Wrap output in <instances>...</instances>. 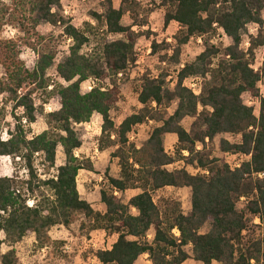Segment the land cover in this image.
I'll list each match as a JSON object with an SVG mask.
<instances>
[{"label": "trees", "instance_id": "obj_1", "mask_svg": "<svg viewBox=\"0 0 264 264\" xmlns=\"http://www.w3.org/2000/svg\"><path fill=\"white\" fill-rule=\"evenodd\" d=\"M63 1L0 0V122L6 116L13 121L7 138L0 136V159L8 158L13 168L10 177L0 175V264H19L14 247L31 235L36 250H45L55 259L64 256V243L52 241L48 234L55 227L71 233L75 225L81 237L96 231L117 236L110 250L94 253L98 264H135L145 255L150 264H183L187 260L264 264V99L258 88L264 79V64L255 72L252 59L239 49L241 33L248 26L258 27L261 34L264 0H159L164 28L172 23L179 27L173 40L176 64L183 46L216 29L231 45L220 52L204 40L203 51L180 68L172 89L166 88L163 76H145L138 95L142 109L119 126L110 113L120 99L119 77L136 63L135 44L140 34L132 28L146 24L139 21L140 4L120 0L114 8L112 0H102L101 14H92L96 25L86 24L81 30L65 26L56 12ZM125 16L131 19L128 27L121 24ZM41 24L63 25L64 36L72 43L66 58L56 66L57 82L47 76L54 53L43 48L38 31ZM7 27L18 36L4 38ZM118 36L122 39H110ZM263 43L251 40L249 55ZM87 46L89 52L83 53ZM24 49L38 52L31 69L21 60ZM157 49L153 42L152 53ZM190 77L201 80L199 95L183 84ZM86 81L94 86L82 94L81 85ZM246 93L258 101V117L244 105L241 97ZM39 95L42 105L36 107L34 98ZM55 97L58 110L45 113L43 106ZM94 114L102 119L98 147L101 152L112 150L120 170L119 178H106L99 192L103 214L94 211L77 190L79 173L92 172L93 167L89 160L75 157L82 146L75 126L88 123ZM37 115L43 118L45 130L31 136ZM186 119L191 120L189 130L182 126ZM149 120L157 126L146 142L139 148L130 144L128 134ZM166 135L177 139L174 158L164 150ZM220 135L239 137L237 143L221 140V153L248 160L231 169L210 158L207 145ZM58 148L64 161L56 167ZM175 163L183 165L169 170ZM189 167L208 175L191 174ZM164 188L190 189V212L183 214L176 206L162 212L152 195ZM128 190L140 193L124 204L115 193ZM242 199L246 204L239 211L237 204ZM248 217L259 220L263 237L243 251L238 245L248 229ZM206 225L209 230L202 233Z\"/></svg>", "mask_w": 264, "mask_h": 264}, {"label": "rangeland", "instance_id": "obj_2", "mask_svg": "<svg viewBox=\"0 0 264 264\" xmlns=\"http://www.w3.org/2000/svg\"><path fill=\"white\" fill-rule=\"evenodd\" d=\"M114 8H118L120 0H112ZM140 4L139 21H145L146 24L142 28L133 27L132 30L137 34H140L135 44V57L136 63L129 67L126 75L119 77L118 86L120 90V99L114 109L110 113V117L113 120L115 126H119L121 122L133 115L137 114L142 106L138 103V95L140 92V86L145 76L151 78L164 77L165 86L168 89H172L176 83L178 71L185 64L192 62L202 51L204 40L208 41V44L214 47L216 50L222 52L224 49L231 45V41L223 34L220 29H216L215 32L204 38L191 39L185 46L180 49L179 63L174 62V37L179 31L177 24L172 23L164 28L163 18L164 10L159 7V0H138ZM102 0H65L62 2L61 10L56 11L61 14L65 21V26H73L77 29H83L86 24L95 26L96 23L93 20L92 14H101L100 6ZM264 20V12L262 15ZM122 26L128 27L131 25V19L129 16H125L121 21ZM65 27L58 25L56 27H49L47 24H41L38 31L44 40V49L54 53L53 66L47 71V76L54 82L59 81L56 77V66L61 63L68 55V49L72 45L71 41L64 36ZM258 27L248 26L241 33V43L239 49L246 54V57L252 59V69L258 72L264 64V43L263 46H259L253 49L252 57L249 55V48L251 40L264 42V25L261 30V34L258 35ZM18 36V33L13 28H5L3 37L7 39H14ZM110 39L121 40L122 37H111ZM153 42L158 47L155 54L152 53L151 46ZM90 45H94V41H91ZM89 45V46H90ZM84 47L83 53L89 52L90 47ZM42 48L38 49V52ZM38 52H33L30 49H24L21 54V60L24 62L27 69L33 68L37 58ZM162 59L164 61L162 62ZM2 78V70L0 69V79ZM188 89H190L194 95H199L201 80L196 77L187 78L183 83ZM92 81H86L81 85V93L85 94L89 92L93 87ZM91 88V89H90ZM259 95L264 99V79L258 84ZM42 97L36 96L34 98V104L36 107L42 105ZM244 105L253 109V114L258 117L259 103L253 99L248 93L241 97ZM44 112L50 113L58 110V98H52L49 103L44 105ZM174 109V105L167 109V114H170ZM9 112L10 109H6ZM199 110H201L199 108ZM21 115V111L17 112ZM91 121V119H90ZM90 121L87 123L89 124ZM191 120L186 119L182 122V126L185 130H189ZM157 124L154 121H146L142 125L135 127L131 133L128 134V142L140 147L148 137L150 136L154 127ZM13 121L10 116H6L5 119L0 122V136L2 139H6V132L12 130ZM100 124L94 119L92 124L86 126V124H80L75 126V131L79 136L82 147L78 158H92L93 161V173L85 174L80 173L77 178V190L81 197L86 202L92 205L96 212L103 213V207L100 201V190L106 185V178H119V167L117 159L111 157L112 150H105L106 158L102 161H96L93 157L95 147H98V138L101 134L99 131ZM45 130L44 120L41 116L36 117V122L31 126V136L40 134ZM221 140L228 141L230 143L239 142V137L230 135H220L215 138L212 144L207 145V152L210 154V158L219 161V164H226L229 168L234 169L242 162L248 160V158L239 155H229L220 152L219 143ZM163 146L165 152L172 158L175 157L177 151V139L173 135H166L163 138ZM98 152H101L99 147ZM198 151L202 149V146L196 147ZM186 156V154H184ZM64 156L61 148H58L56 153V167L63 164ZM183 164L175 163L168 167L169 170L173 168H179ZM191 174L208 175L205 171L194 169L189 167L187 169ZM13 174V168L11 161L8 158L0 159V175L2 177H10ZM99 178L102 180L99 182ZM137 191H128L125 194L118 195L122 203H126L130 196ZM154 203L158 208L164 212L166 209L176 206L183 213L187 214L191 210V191L190 189H173L165 188L155 192L152 195ZM246 200L242 199L237 204L239 211L244 210ZM248 229L242 234V240L238 245L240 250H246L250 248L253 242L262 239V228L259 220L255 217H248ZM71 233L62 227H55L52 230L54 232V241H60L64 243L63 254L60 258H52L47 256L46 251L36 250V243L34 237L31 235L25 238L21 243L14 247L19 264H97L93 257L94 253L99 250H109L111 246L117 240V236L108 232H93L90 236L81 237L77 232V226H73ZM209 230V226H205L202 233ZM71 234V235H70ZM1 238V236H0ZM152 239V232L148 233L147 240ZM7 251L6 247L2 248V253ZM135 264H150L148 256L140 257ZM188 264H200L189 262ZM216 264V263H213Z\"/></svg>", "mask_w": 264, "mask_h": 264}, {"label": "crops", "instance_id": "obj_3", "mask_svg": "<svg viewBox=\"0 0 264 264\" xmlns=\"http://www.w3.org/2000/svg\"><path fill=\"white\" fill-rule=\"evenodd\" d=\"M92 118L96 121V122H99V124H100V127L102 126V119H101V117L99 116V115H97V114H94V116H92ZM92 119V120H93ZM86 126H89V124H87L86 123ZM99 131L101 132V128H99ZM82 147V146H81ZM83 148H80L79 150H77L76 152H75V157H77L78 158V155H79V153L81 152V150H82ZM96 161H102L104 158H106V154L105 153H103V152H98L97 154H95V156L93 157ZM89 161H90V163L92 164V167H93V161H91V159L92 158H87ZM80 173H85V174H92L93 173V171L92 172H87V171H81ZM79 173V174H80ZM79 176V175H78ZM78 178V177H77ZM102 179L101 178H99V182L101 181ZM165 189V188H164ZM174 189V188H173ZM128 191H130V190H128ZM128 191H126V192H124V193H122V194H125V193H127ZM132 191H137L138 193H134L132 196H130L129 197V199L127 200V202L132 198V197H134V196H136V195H138L139 193H140V191L139 190H132ZM115 195L117 196V197H119L118 195H121V194H118V193H115ZM126 202V203H127ZM89 203V202H88ZM125 203V204H126ZM101 205H102V207H103V213L105 212V207H104V205L101 203ZM91 207H92V205H91ZM93 208V207H92ZM94 210V209H93ZM95 211V210H94ZM100 213H102V212H100ZM102 213V214H103ZM53 229H55V228H53ZM53 229H51L50 230V232H49V237H50V239L52 240V241H54V232H52V230ZM96 232H102V231H96ZM92 234V233H91ZM90 234V235H91ZM174 234V233H173ZM71 235V234H70ZM89 235V236H90ZM178 235V234H177ZM34 237V236H33ZM176 237H178V236H176ZM35 240V239H34ZM54 242H60V241H54ZM111 249V248H110ZM109 249V250H110ZM146 256V255H145ZM93 259H94V261L98 264V262H97V260L95 259V257H93ZM189 262H193L192 260H187L186 262H184L183 264H188ZM194 263H196V262H194Z\"/></svg>", "mask_w": 264, "mask_h": 264}, {"label": "built area", "instance_id": "obj_4", "mask_svg": "<svg viewBox=\"0 0 264 264\" xmlns=\"http://www.w3.org/2000/svg\"><path fill=\"white\" fill-rule=\"evenodd\" d=\"M90 89H91V88H90ZM198 93H199V91H198ZM93 116H94V115H93ZM92 119H93V118L91 117V121H90L89 125L92 124ZM97 148H98V147L96 146V147H95V150H94V155L98 153V149H97ZM237 167H239V166H236L235 168H237ZM262 176H263V175H261L260 177H262ZM256 220H258V219L256 218ZM173 233H174L175 236H178V235H177L178 233H177L176 231H173ZM43 251H45V250H42V252H43Z\"/></svg>", "mask_w": 264, "mask_h": 264}]
</instances>
